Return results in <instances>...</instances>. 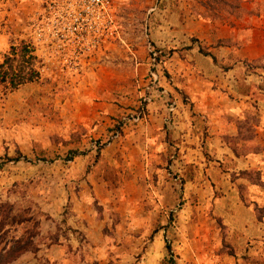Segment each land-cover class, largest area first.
<instances>
[{"label": "rangeland", "instance_id": "obj_1", "mask_svg": "<svg viewBox=\"0 0 264 264\" xmlns=\"http://www.w3.org/2000/svg\"><path fill=\"white\" fill-rule=\"evenodd\" d=\"M189 1L190 10L203 19L246 30L255 27L263 48L264 0ZM156 2L0 0V63L11 43L24 41L32 46L40 73L12 90L0 83V224L6 222L0 227V250L14 236L33 234L32 252L41 246L42 255L51 258L89 255L85 239L68 234L71 225L65 221L81 198L89 196L109 240L104 248L107 264H225L210 263L205 256L251 254L250 246L234 247L218 215L197 209L202 199L183 197L186 190H198L184 178L171 179L159 206L155 199L144 200L147 215L139 209L132 217L120 215L123 208L130 210V203L141 204L139 192L132 201L110 195L101 203L95 196L94 186L114 192L127 181L102 155L121 121L117 119L106 136L93 134L100 122L97 97L109 86V70H115L118 95L131 88L130 79L122 78L137 62L134 52L150 44L147 23ZM252 17L263 19L262 25L252 26ZM249 67L263 76L264 53ZM94 141L101 146L94 149ZM90 150L94 152L87 158ZM141 186L137 183V189ZM203 186L217 192L212 182ZM16 219L22 222L15 225ZM43 221L48 234H41ZM258 258V264H264L261 255Z\"/></svg>", "mask_w": 264, "mask_h": 264}, {"label": "crops", "instance_id": "obj_2", "mask_svg": "<svg viewBox=\"0 0 264 264\" xmlns=\"http://www.w3.org/2000/svg\"><path fill=\"white\" fill-rule=\"evenodd\" d=\"M156 3L147 23L150 44L134 52L137 62L122 78L130 79L131 88L118 95L115 70H109V86L97 97L99 111L95 114L100 122L93 134L106 136L109 127L121 121L115 131L119 136L112 137L102 155L127 181L125 188L114 192L94 186L95 196L101 203L110 195L132 201L139 192L141 204L130 203V210L123 208L120 215L122 219L126 213L132 217L138 209L147 215L150 212L141 206L143 201L155 199L159 206L171 179L184 178L198 190H186L183 197L202 199L197 209L220 217L235 248L250 246L248 256L209 255L205 259L258 264L261 255L264 262V74L256 75L249 67L264 53V41L261 48L255 27L246 30L238 24L203 19L190 10L189 0ZM249 21L256 27L263 23L258 17ZM150 45L165 53L164 75L158 80L165 94L147 89ZM171 103L172 112L168 109ZM140 109L143 114L136 117ZM211 182L217 192L201 189ZM137 183L142 184L139 189ZM170 193L176 197L174 190ZM90 199L81 198L65 220L71 225L68 234L85 239L89 255L78 260L68 254L47 258L37 246L35 252L27 251L9 264H107L104 248L109 240L101 232L103 224L89 205ZM48 229L43 221L41 234H48Z\"/></svg>", "mask_w": 264, "mask_h": 264}, {"label": "trees", "instance_id": "obj_3", "mask_svg": "<svg viewBox=\"0 0 264 264\" xmlns=\"http://www.w3.org/2000/svg\"><path fill=\"white\" fill-rule=\"evenodd\" d=\"M35 63L36 57L31 45L24 41L18 44L11 43L8 53L0 63V83L7 84L12 90L24 83L36 80L40 77V73ZM14 222L16 225L22 221L16 219ZM3 224L5 225L6 222L1 223L0 227H4ZM33 236V234H29L27 238L14 236L8 241L0 250V264H9L21 254L33 250L35 248Z\"/></svg>", "mask_w": 264, "mask_h": 264}, {"label": "built area", "instance_id": "obj_4", "mask_svg": "<svg viewBox=\"0 0 264 264\" xmlns=\"http://www.w3.org/2000/svg\"><path fill=\"white\" fill-rule=\"evenodd\" d=\"M149 58L151 62V70L149 72L148 76V84L147 89L153 90L158 89L160 93L165 94L166 91L162 87H158V80L160 76L164 75V60H165V53L162 52L159 48L153 47L150 45V53ZM146 99L148 100L150 97V93L145 95ZM168 109L170 112L174 110V106L169 104ZM143 111L140 109L136 117L142 116ZM119 136L117 132H115L112 137ZM101 146V142L94 141L93 142V148L97 149Z\"/></svg>", "mask_w": 264, "mask_h": 264}]
</instances>
